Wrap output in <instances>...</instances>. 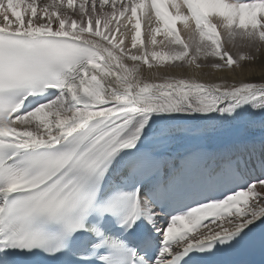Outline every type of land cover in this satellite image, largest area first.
<instances>
[{"label":"snow or ice","instance_id":"snow-or-ice-1","mask_svg":"<svg viewBox=\"0 0 264 264\" xmlns=\"http://www.w3.org/2000/svg\"><path fill=\"white\" fill-rule=\"evenodd\" d=\"M262 52L264 0H0V264H207L264 238V144L204 142L264 116Z\"/></svg>","mask_w":264,"mask_h":264},{"label":"bare ground","instance_id":"bare-ground-1","mask_svg":"<svg viewBox=\"0 0 264 264\" xmlns=\"http://www.w3.org/2000/svg\"><path fill=\"white\" fill-rule=\"evenodd\" d=\"M140 19L142 25V39H144L149 27H155L159 25L155 21L154 17L152 19L151 25L148 24L146 16H141ZM177 27L182 38L187 40L189 35L188 32L184 30L182 25H178ZM161 39H164L163 35H158L157 40L159 41ZM225 40H227V37H225ZM226 46L229 47L231 51H236L235 48H231V45ZM139 47L140 46L138 45V48ZM149 47H153L158 51L163 50L162 46ZM262 59H264V52H262ZM205 78L207 79V77ZM258 138H260V141H258ZM204 142L216 150H224L233 147L240 149H251L254 146L256 150V156L258 157L260 154V147L262 144H264V116L259 114L255 116H248L245 114L241 120L236 122L217 123L215 130L208 132ZM178 147L179 145L174 143L169 150L174 152L178 150Z\"/></svg>","mask_w":264,"mask_h":264},{"label":"rangeland","instance_id":"rangeland-1","mask_svg":"<svg viewBox=\"0 0 264 264\" xmlns=\"http://www.w3.org/2000/svg\"><path fill=\"white\" fill-rule=\"evenodd\" d=\"M258 141H259V139H258Z\"/></svg>","mask_w":264,"mask_h":264}]
</instances>
